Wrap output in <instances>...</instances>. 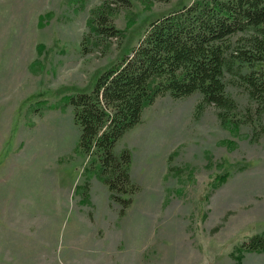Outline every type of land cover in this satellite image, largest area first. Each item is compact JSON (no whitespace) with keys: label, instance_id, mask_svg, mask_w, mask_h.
Here are the masks:
<instances>
[{"label":"rangeland","instance_id":"374dc122","mask_svg":"<svg viewBox=\"0 0 264 264\" xmlns=\"http://www.w3.org/2000/svg\"><path fill=\"white\" fill-rule=\"evenodd\" d=\"M196 1L0 0V264H264L240 249L264 234V101L237 72V130L200 93L165 94L118 141L136 191L124 212L67 103Z\"/></svg>","mask_w":264,"mask_h":264},{"label":"trees","instance_id":"16d2710c","mask_svg":"<svg viewBox=\"0 0 264 264\" xmlns=\"http://www.w3.org/2000/svg\"><path fill=\"white\" fill-rule=\"evenodd\" d=\"M97 19L102 30L114 36L102 12ZM238 34H243L237 40L242 46L232 49L231 39ZM233 72L254 98L264 101V0H198L174 9L151 22L141 42L104 72L91 91L68 96L80 128L79 148L90 158L98 157L100 175L121 212L130 207L136 191L131 153L114 154L118 141L165 94L180 99L200 93L199 107L215 106L222 124L237 130L241 122L232 115L236 103L224 82ZM240 249L264 252V234Z\"/></svg>","mask_w":264,"mask_h":264}]
</instances>
